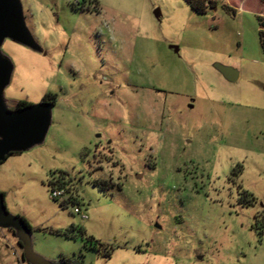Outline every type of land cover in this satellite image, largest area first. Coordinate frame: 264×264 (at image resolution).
<instances>
[{"label":"rangeland","instance_id":"rangeland-1","mask_svg":"<svg viewBox=\"0 0 264 264\" xmlns=\"http://www.w3.org/2000/svg\"><path fill=\"white\" fill-rule=\"evenodd\" d=\"M194 2L20 0L40 49L3 41L4 102L46 96L51 122L0 163V193L45 260L264 264V0ZM61 172L85 220L51 198ZM21 253L0 229V264Z\"/></svg>","mask_w":264,"mask_h":264},{"label":"water","instance_id":"water-1","mask_svg":"<svg viewBox=\"0 0 264 264\" xmlns=\"http://www.w3.org/2000/svg\"><path fill=\"white\" fill-rule=\"evenodd\" d=\"M159 17V9L154 11ZM5 39L39 51V46L31 36L24 21L20 0H0V47ZM177 52L176 46H169ZM214 68L229 82L238 78L236 69L214 64ZM12 73L11 62L0 52V163L11 153L23 152L40 144L48 131L51 122L52 104L40 102L11 111L6 107L3 98L4 88L9 84ZM0 229L13 231L20 242L22 258L29 264H62L52 263L33 251L30 229L19 216L10 214L0 193Z\"/></svg>","mask_w":264,"mask_h":264},{"label":"built area","instance_id":"built-area-1","mask_svg":"<svg viewBox=\"0 0 264 264\" xmlns=\"http://www.w3.org/2000/svg\"><path fill=\"white\" fill-rule=\"evenodd\" d=\"M50 196L52 199L58 201L64 206H68L72 203L74 213L78 214L83 220L87 218V215L80 210L77 203H74L73 198L75 197V195L69 192V189L66 185H59L56 182L51 188ZM17 264H25V261L23 260L22 256L18 259Z\"/></svg>","mask_w":264,"mask_h":264},{"label":"trees","instance_id":"trees-1","mask_svg":"<svg viewBox=\"0 0 264 264\" xmlns=\"http://www.w3.org/2000/svg\"><path fill=\"white\" fill-rule=\"evenodd\" d=\"M194 1H198V0H187V2L192 6V8H193L195 11H197V12H201V11H199L200 7H198ZM224 8H225L226 11L234 12V10H232V9H231L228 5H226V4H224ZM21 104H23V106H26V105H27V104L24 103V102L21 103ZM62 178H64V172H61L60 177H59V181H57V184H59V185H65V182H62V180H60V179H62ZM104 183H105L104 181H97V182H95V184H100V185H104ZM244 195H248V193L245 192ZM251 199H253V198H251ZM73 201H74V203H77V201H76V197L73 198ZM241 202H242V201H241ZM246 202H248V201L245 200L244 204L242 203V205H245ZM252 202L255 203L254 200H252ZM238 203L241 204L240 201H238ZM61 205H63V204H61ZM246 205H247V203H246ZM255 217H257V215H255ZM22 219H23V218H22ZM23 221H24V223L28 226V224L26 223V221H25L24 219H23ZM259 221H260V226L262 227V225H263V219H262V217L260 218ZM28 228H29V226H28ZM29 229H30V228H29ZM17 242H18L19 245H21L20 242H19L18 240H17ZM106 253H108V252H106ZM24 261H25V260H24ZM25 262H26V264H29L27 261H25Z\"/></svg>","mask_w":264,"mask_h":264},{"label":"flooded vegetation","instance_id":"flooded-vegetation-1","mask_svg":"<svg viewBox=\"0 0 264 264\" xmlns=\"http://www.w3.org/2000/svg\"><path fill=\"white\" fill-rule=\"evenodd\" d=\"M110 93H112V92H110ZM100 94H102V92H100ZM110 95H111V94H110ZM110 95H108V96L105 95V97L107 96V97H106L107 99H113L114 97L112 98V96H110ZM109 96H110V97H109ZM189 99H190V101H193V98H192V97H190ZM40 102H48V103H52L51 101L48 100V98H47L46 96H44V97L41 99ZM40 102H39V103H40ZM24 103L27 104L26 106L30 105V104L27 103V102H24ZM26 106H23V104H19V105H18V108L21 109V108L26 107ZM188 106H189L190 108H192V105H191V104H189ZM169 109H170V107H169ZM176 109H178L177 111H179V110H180V106L177 105V108H176ZM172 110H173V111H176V110H174V109H172ZM95 146H98L97 142L95 143ZM65 181H66V180H65ZM68 189H69V192H71V193L74 192V188H73L72 184H70V186L68 185ZM73 194H74V193H73ZM254 204H255V203H254ZM156 226H157L158 228H160L159 225L156 224ZM138 250H140V249H138ZM142 250H144V249H142ZM144 251H146V250H144ZM21 256H22V253H21Z\"/></svg>","mask_w":264,"mask_h":264},{"label":"crops","instance_id":"crops-1","mask_svg":"<svg viewBox=\"0 0 264 264\" xmlns=\"http://www.w3.org/2000/svg\"><path fill=\"white\" fill-rule=\"evenodd\" d=\"M25 264H26V262H25Z\"/></svg>","mask_w":264,"mask_h":264}]
</instances>
